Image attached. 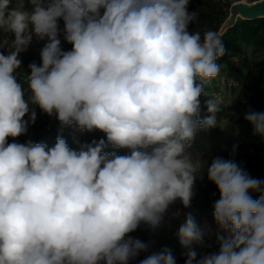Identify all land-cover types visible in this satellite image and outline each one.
<instances>
[{"label":"clouds","instance_id":"obj_1","mask_svg":"<svg viewBox=\"0 0 264 264\" xmlns=\"http://www.w3.org/2000/svg\"><path fill=\"white\" fill-rule=\"evenodd\" d=\"M189 4L0 0V264H131L141 253L139 264H177L132 233L181 218L185 264H264V179L236 161V145L231 158L195 146L198 133L227 128L206 90L226 48L222 33L192 30ZM34 44L39 62L25 71ZM37 109L61 126L52 146L18 141ZM244 119L264 142V112ZM73 126L104 135L72 147L62 133ZM205 179L218 193V250L198 254L207 233L190 209Z\"/></svg>","mask_w":264,"mask_h":264},{"label":"trees","instance_id":"obj_2","mask_svg":"<svg viewBox=\"0 0 264 264\" xmlns=\"http://www.w3.org/2000/svg\"><path fill=\"white\" fill-rule=\"evenodd\" d=\"M235 1L238 0H190L189 11L198 12V20L193 24L192 30L218 31ZM222 35L226 54L218 63L222 64L220 75L226 84L228 83L230 93L228 111L235 129L249 137L252 135V126L244 119L245 113L249 110L264 112V17L238 18L223 31ZM247 49L252 59L245 65L244 53ZM233 58L238 60L235 62ZM206 90L209 91L208 88ZM37 117L28 134L18 138L19 142L23 143L28 139L46 142L48 137L56 138L59 134L61 126L56 119L49 118L38 109ZM234 145L237 146L236 161L242 163L251 176L264 179V142H235L224 149L221 156L231 158L230 153ZM216 198L218 193L213 184L206 179L204 182H197L193 203H200L204 208L213 211L212 205ZM148 254L141 253L131 264H139V260ZM174 255L177 264H185L183 255Z\"/></svg>","mask_w":264,"mask_h":264},{"label":"rangeland","instance_id":"obj_3","mask_svg":"<svg viewBox=\"0 0 264 264\" xmlns=\"http://www.w3.org/2000/svg\"><path fill=\"white\" fill-rule=\"evenodd\" d=\"M245 1L249 3V5L254 2H248L246 0H238L232 3L230 12L224 21L225 25H228L232 22L233 16V6L236 4L242 3ZM257 1V0H256ZM241 16L238 13L237 18ZM41 45L34 44L29 48L28 52L21 54L23 59V67L24 70L27 71V65L36 61L39 62L38 49ZM65 48L70 46L64 45ZM245 65H247L251 61L250 52L247 49L244 53ZM233 61H237V58H233ZM206 88L215 95L219 96L222 101L223 110L220 114H218V119L223 116L224 119L221 121V127H227L226 130H221L219 127L211 129L207 132H200L197 134L195 146L199 148L205 155V158H210V156L221 155L222 151L229 147L231 144L239 141H247L259 143L261 142L258 137L253 136H244L239 131L235 129L233 126V121L228 111V103L230 100V93L228 89V83L226 84L224 78L220 75L216 78L212 84L208 85ZM206 97H201V105H202V115L206 114V108L204 107V101ZM61 134V131L59 132ZM64 137L67 139L70 146L75 147L73 145V138H79L81 141H90L93 138L99 139L103 137V133L95 132V133H81L74 126L71 128H64L63 133ZM55 142V138L48 137L46 143L49 146H52ZM207 145H211V150L206 148ZM110 150V149H109ZM175 208H182L180 204L174 206ZM183 211H189V209H183ZM190 211L195 215L197 223L206 230L205 242L204 246H195L198 254H205L208 252H213L218 250V244L216 242V225L213 221L212 210L208 208H204L200 203H193ZM183 222V218L180 220L171 221L170 227L162 228L157 234H153L149 232L144 226L138 229L136 232L132 233L133 236L143 240V241H154L151 251L159 250L163 246H167L173 250L174 254L182 255L184 249L178 242V239L175 235L180 223Z\"/></svg>","mask_w":264,"mask_h":264},{"label":"water","instance_id":"obj_4","mask_svg":"<svg viewBox=\"0 0 264 264\" xmlns=\"http://www.w3.org/2000/svg\"><path fill=\"white\" fill-rule=\"evenodd\" d=\"M254 3L249 5V3L242 1L240 4H236L233 6V16L232 22L228 25H225L224 23L220 26L218 32L223 33V31L230 26L232 23H234L238 18V13L241 14L239 18H258V17H264V0H257L253 1Z\"/></svg>","mask_w":264,"mask_h":264}]
</instances>
